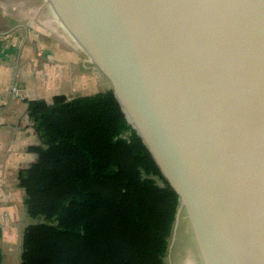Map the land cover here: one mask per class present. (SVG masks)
Masks as SVG:
<instances>
[{"label": "water", "instance_id": "95a60500", "mask_svg": "<svg viewBox=\"0 0 264 264\" xmlns=\"http://www.w3.org/2000/svg\"><path fill=\"white\" fill-rule=\"evenodd\" d=\"M40 2L176 196L173 241L185 213L202 264H264V0Z\"/></svg>", "mask_w": 264, "mask_h": 264}, {"label": "trees", "instance_id": "16d2710c", "mask_svg": "<svg viewBox=\"0 0 264 264\" xmlns=\"http://www.w3.org/2000/svg\"><path fill=\"white\" fill-rule=\"evenodd\" d=\"M27 103L40 145L19 175V264H167L179 203L111 92Z\"/></svg>", "mask_w": 264, "mask_h": 264}, {"label": "crops", "instance_id": "0c3cea01", "mask_svg": "<svg viewBox=\"0 0 264 264\" xmlns=\"http://www.w3.org/2000/svg\"><path fill=\"white\" fill-rule=\"evenodd\" d=\"M100 82L40 0H0V221L25 212L19 175L38 160L28 100L92 95Z\"/></svg>", "mask_w": 264, "mask_h": 264}, {"label": "rangeland", "instance_id": "374dc122", "mask_svg": "<svg viewBox=\"0 0 264 264\" xmlns=\"http://www.w3.org/2000/svg\"><path fill=\"white\" fill-rule=\"evenodd\" d=\"M88 88L89 93H98L107 91L110 87L101 80L100 84L96 83L95 86L90 84ZM18 209L19 213H17V218H14L15 220L0 221V264H19L20 261L22 234L31 220L26 217L25 212L23 213L21 205H18ZM171 244L172 251L170 254L168 251L167 264H202L185 213H183L176 230L174 241L172 234L170 246Z\"/></svg>", "mask_w": 264, "mask_h": 264}]
</instances>
